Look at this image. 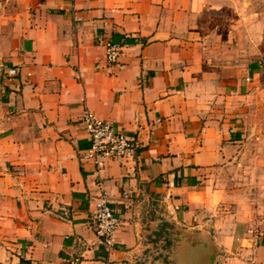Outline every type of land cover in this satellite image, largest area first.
<instances>
[{"label": "crops", "instance_id": "crops-1", "mask_svg": "<svg viewBox=\"0 0 264 264\" xmlns=\"http://www.w3.org/2000/svg\"><path fill=\"white\" fill-rule=\"evenodd\" d=\"M229 10L210 0H0V22L14 19L19 38L0 72V264H139L166 223L181 236L172 264L214 253L213 264H264V202H248L243 175L247 85L261 63L242 78L219 50L235 26ZM122 42L126 68H110L106 46ZM86 109L138 136L134 158L99 171L82 160ZM99 183L122 221L111 249L92 225Z\"/></svg>", "mask_w": 264, "mask_h": 264}, {"label": "rangeland", "instance_id": "rangeland-1", "mask_svg": "<svg viewBox=\"0 0 264 264\" xmlns=\"http://www.w3.org/2000/svg\"><path fill=\"white\" fill-rule=\"evenodd\" d=\"M210 2L230 8L226 18L234 22L235 26L232 29V37L229 38L228 35L227 39L220 43L219 50L226 54L230 52L234 60L236 58L239 60L237 69L244 74L242 78L248 74V66L251 63L256 61L261 63L259 79L247 85L248 118H245L243 123L246 135L243 141L248 147L247 165L243 171V175L248 177L245 188L248 202L257 207L259 206L256 202L257 197L262 198L264 202V0H210ZM8 11L10 15L14 14L12 3L9 4ZM15 27V21L11 17L7 22H0V72L4 68L2 63L5 59L18 50L19 38ZM245 101L239 102L245 104ZM240 173L241 171H238L234 177L240 179ZM233 183L238 185L235 190L240 189V180H233ZM180 237L175 226L170 224L163 230L159 226L146 237L138 263L172 264L171 258L175 254L174 250Z\"/></svg>", "mask_w": 264, "mask_h": 264}, {"label": "built area", "instance_id": "built-area-1", "mask_svg": "<svg viewBox=\"0 0 264 264\" xmlns=\"http://www.w3.org/2000/svg\"><path fill=\"white\" fill-rule=\"evenodd\" d=\"M126 47L127 45L123 42L107 44L106 60L110 68L116 67L118 70L126 68V65L121 61ZM8 74L16 76L18 70L10 69ZM80 122L91 142V147L83 154L82 160L92 161L98 169L97 171L104 168L110 160L134 158L140 148L138 136L116 129L109 121L98 118L88 109L82 114ZM97 190L98 194L92 211V225L101 244L111 249L116 244L117 232L122 221L113 208L111 198L104 185L99 183ZM123 198L127 200L129 196L125 194Z\"/></svg>", "mask_w": 264, "mask_h": 264}, {"label": "water", "instance_id": "water-1", "mask_svg": "<svg viewBox=\"0 0 264 264\" xmlns=\"http://www.w3.org/2000/svg\"><path fill=\"white\" fill-rule=\"evenodd\" d=\"M216 257V253L212 254L207 261V264H213Z\"/></svg>", "mask_w": 264, "mask_h": 264}, {"label": "trees", "instance_id": "trees-1", "mask_svg": "<svg viewBox=\"0 0 264 264\" xmlns=\"http://www.w3.org/2000/svg\"><path fill=\"white\" fill-rule=\"evenodd\" d=\"M169 225H170V224L166 223V224H164V226L161 227V229H162V230H163V228L166 229ZM166 226H167V227H166Z\"/></svg>", "mask_w": 264, "mask_h": 264}]
</instances>
